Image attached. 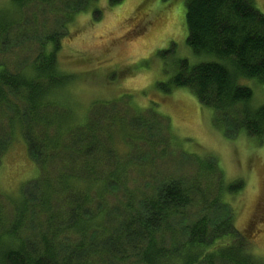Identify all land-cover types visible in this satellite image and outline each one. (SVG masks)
<instances>
[{
    "label": "trees",
    "instance_id": "obj_1",
    "mask_svg": "<svg viewBox=\"0 0 264 264\" xmlns=\"http://www.w3.org/2000/svg\"><path fill=\"white\" fill-rule=\"evenodd\" d=\"M108 1L113 6L122 0ZM99 8L97 0L0 4V110L10 112L2 118L8 128L0 136V158L18 124L38 169L22 184L20 198L0 195V264H258L223 200L244 182L226 181L216 158L184 152L193 164L189 175L159 184L149 172L139 176L141 187L131 189V154L138 149L131 150L145 141L132 139L145 131L136 136L118 114L100 117V124L88 114L75 124L71 109L55 100L77 79L58 64L67 24L88 9L100 19ZM47 11L51 29L39 21ZM184 21L186 44L206 60L189 65L179 59L170 83L158 88L189 89L212 109L225 137L244 132L263 141L264 104L254 107L251 88L239 80L255 78L264 87V14L254 0H186ZM8 60L19 69L12 71ZM142 113L136 110L134 125L146 126ZM151 143L154 149L163 140ZM112 188L123 190L113 202Z\"/></svg>",
    "mask_w": 264,
    "mask_h": 264
},
{
    "label": "rangeland",
    "instance_id": "obj_2",
    "mask_svg": "<svg viewBox=\"0 0 264 264\" xmlns=\"http://www.w3.org/2000/svg\"><path fill=\"white\" fill-rule=\"evenodd\" d=\"M7 1L0 0V4ZM185 1L122 0L109 6L108 0H97V7L103 11L100 19H94L90 9L74 13L67 24L58 64L77 79L55 100L71 109L75 124L84 121L88 114L92 122L99 124L100 117L118 114L136 136L145 131L142 139H132L145 141L136 142L131 150L138 149L131 154V189L141 187L139 176L149 172L159 184L168 177L189 175L193 164L185 153L199 159L216 158L226 181L244 182L239 192L225 193L223 200L233 210L236 230L247 237L246 252L258 259V264H264V139L260 142L244 132L227 138L222 128L214 124L212 109L202 106L189 89L174 87L166 93L157 86L170 83L179 59L195 65L207 57L195 54L186 44ZM254 1L264 14V0ZM39 21L47 29L53 27L48 11ZM8 64L12 71L19 69L13 61L8 60ZM239 83L251 88L254 107L264 104V87L255 78H241ZM119 98V105L103 103ZM136 110L143 112L146 126L133 124ZM2 112L0 136L8 128L4 115L10 113ZM23 136L17 124L0 158L1 196L20 198L22 184L38 175ZM153 140L163 143L152 149ZM166 140L172 141L167 147ZM149 162L151 166L147 165ZM57 166V162L51 164L53 173ZM139 170L142 173L138 174ZM109 192L108 200L113 202L112 198L121 196L123 190L112 188ZM191 214L197 215V209L189 208ZM33 228L30 222L28 229L32 233Z\"/></svg>",
    "mask_w": 264,
    "mask_h": 264
}]
</instances>
